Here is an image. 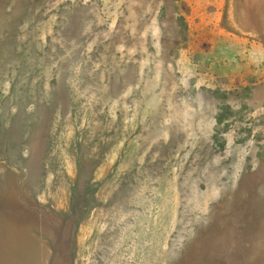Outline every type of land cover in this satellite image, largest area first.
Instances as JSON below:
<instances>
[{
  "label": "rangeland",
  "instance_id": "374dc122",
  "mask_svg": "<svg viewBox=\"0 0 264 264\" xmlns=\"http://www.w3.org/2000/svg\"><path fill=\"white\" fill-rule=\"evenodd\" d=\"M0 264H264V0H0Z\"/></svg>",
  "mask_w": 264,
  "mask_h": 264
},
{
  "label": "crops",
  "instance_id": "0c3cea01",
  "mask_svg": "<svg viewBox=\"0 0 264 264\" xmlns=\"http://www.w3.org/2000/svg\"><path fill=\"white\" fill-rule=\"evenodd\" d=\"M32 226H33V225H31L30 227H32ZM4 227H5V228H4ZM3 228H4V229H3ZM3 228H2V229L5 230L6 233H8L7 231L10 232V231H12V230H13V231L16 230V231H17L16 234H17L18 231H19V230L16 229V227H15V229H14V228H11V227H6V225H4ZM21 230H22V228H20V231H21ZM33 234H34V233H33Z\"/></svg>",
  "mask_w": 264,
  "mask_h": 264
}]
</instances>
